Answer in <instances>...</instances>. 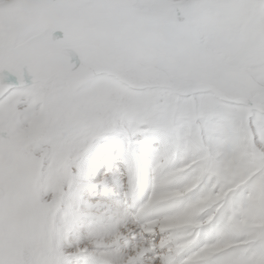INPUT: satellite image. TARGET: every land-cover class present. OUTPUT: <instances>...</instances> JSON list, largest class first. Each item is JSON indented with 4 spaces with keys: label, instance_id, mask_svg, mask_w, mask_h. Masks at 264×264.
<instances>
[{
    "label": "snow or ice",
    "instance_id": "1",
    "mask_svg": "<svg viewBox=\"0 0 264 264\" xmlns=\"http://www.w3.org/2000/svg\"><path fill=\"white\" fill-rule=\"evenodd\" d=\"M264 0H0V264H264Z\"/></svg>",
    "mask_w": 264,
    "mask_h": 264
},
{
    "label": "rangeland",
    "instance_id": "2",
    "mask_svg": "<svg viewBox=\"0 0 264 264\" xmlns=\"http://www.w3.org/2000/svg\"><path fill=\"white\" fill-rule=\"evenodd\" d=\"M257 29L261 30V31H264V25H257Z\"/></svg>",
    "mask_w": 264,
    "mask_h": 264
}]
</instances>
